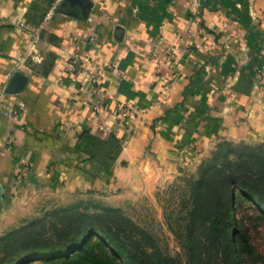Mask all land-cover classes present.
Segmentation results:
<instances>
[{
  "label": "crops",
  "instance_id": "1",
  "mask_svg": "<svg viewBox=\"0 0 264 264\" xmlns=\"http://www.w3.org/2000/svg\"><path fill=\"white\" fill-rule=\"evenodd\" d=\"M243 142H264V0H0V218L43 189L120 207Z\"/></svg>",
  "mask_w": 264,
  "mask_h": 264
},
{
  "label": "rangeland",
  "instance_id": "2",
  "mask_svg": "<svg viewBox=\"0 0 264 264\" xmlns=\"http://www.w3.org/2000/svg\"><path fill=\"white\" fill-rule=\"evenodd\" d=\"M221 155H229L234 162L233 178L253 185L263 200H245L242 192L236 191L240 200L231 208L235 231L231 235V251L240 257L239 264H264V142L222 143L212 152H202L191 158L183 172L162 179L151 195L144 194L120 207L109 206L105 198L97 195L47 189L13 200L0 218V264H138L142 249L151 257L160 251L165 258L160 264H169L167 255L176 257L183 253L184 241L177 222L187 181L198 177L217 158L225 161ZM88 228L95 229L92 242L96 246L91 258L64 261L66 253L62 252L18 257L28 250L37 253L43 248L64 246L70 240V232L74 238ZM107 228L119 238L116 244L102 234ZM61 230L66 231L62 236ZM241 245L245 246L244 252ZM217 250H221L219 259L211 264H229L222 246ZM58 254L62 255L53 258Z\"/></svg>",
  "mask_w": 264,
  "mask_h": 264
},
{
  "label": "trees",
  "instance_id": "3",
  "mask_svg": "<svg viewBox=\"0 0 264 264\" xmlns=\"http://www.w3.org/2000/svg\"><path fill=\"white\" fill-rule=\"evenodd\" d=\"M224 158L225 161H219L217 158L198 177H191L187 181L186 195L181 198V209L178 212L179 222H177L180 234L183 236L182 241H184L183 253H179L176 257L167 255L169 264H211L219 259L218 253L221 251L217 250L219 246H222V250L225 251L229 264H239L240 257H236L235 252H232L234 239L231 238V235L235 233L231 208H234L233 203L240 200L236 196V191H241L245 200L250 198L263 200L257 196L253 185L245 181L238 182L233 178L234 162L229 160V155ZM60 232L59 235L62 236L66 231L61 230ZM101 232L115 244L119 241L118 237L113 236L115 233L113 234L110 228ZM69 234L71 235L70 240L64 246L43 248L44 250L37 253L34 250H28L18 257L27 258L34 254L62 252V254L66 253L63 257L64 261L75 262L91 258L96 246V243L92 242L95 229L88 228L86 231H79L74 238L73 232ZM220 242L223 244L221 245ZM240 247L244 252L245 246ZM116 248H120L119 244ZM236 248L239 250V247ZM62 254L53 258H58ZM164 259L160 251L155 252L151 257L146 249H142L136 261L138 264H160Z\"/></svg>",
  "mask_w": 264,
  "mask_h": 264
},
{
  "label": "built area",
  "instance_id": "4",
  "mask_svg": "<svg viewBox=\"0 0 264 264\" xmlns=\"http://www.w3.org/2000/svg\"><path fill=\"white\" fill-rule=\"evenodd\" d=\"M91 40H94V37H91ZM155 53V52H154ZM165 53H166V59L169 62L170 65L173 64L174 61V53L172 47L168 46L165 48ZM69 70L71 72H75L78 70H81L87 75V78L91 84V88L93 93L95 94V99L93 100V109L98 113L101 114L104 104L102 101V95H103V89L99 81V77L97 74H91L87 69H83L80 65V56L78 53L73 54L69 58ZM133 109L130 106H124V111L122 115L118 119V124L123 125L125 117L132 115L133 114ZM101 131H112V128L107 125L103 124L100 126Z\"/></svg>",
  "mask_w": 264,
  "mask_h": 264
}]
</instances>
